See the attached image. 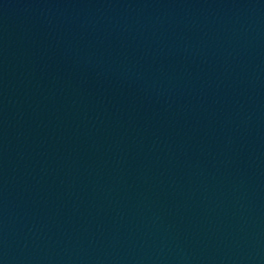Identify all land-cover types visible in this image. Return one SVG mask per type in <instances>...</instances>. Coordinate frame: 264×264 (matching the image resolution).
Returning <instances> with one entry per match:
<instances>
[{
  "label": "water",
  "instance_id": "water-1",
  "mask_svg": "<svg viewBox=\"0 0 264 264\" xmlns=\"http://www.w3.org/2000/svg\"><path fill=\"white\" fill-rule=\"evenodd\" d=\"M0 264H264V0H0Z\"/></svg>",
  "mask_w": 264,
  "mask_h": 264
}]
</instances>
